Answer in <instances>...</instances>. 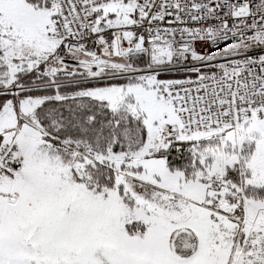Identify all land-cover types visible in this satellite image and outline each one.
<instances>
[{
    "label": "snow or ice",
    "instance_id": "snow-or-ice-1",
    "mask_svg": "<svg viewBox=\"0 0 264 264\" xmlns=\"http://www.w3.org/2000/svg\"><path fill=\"white\" fill-rule=\"evenodd\" d=\"M0 264H264V0H0Z\"/></svg>",
    "mask_w": 264,
    "mask_h": 264
}]
</instances>
